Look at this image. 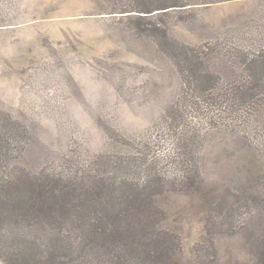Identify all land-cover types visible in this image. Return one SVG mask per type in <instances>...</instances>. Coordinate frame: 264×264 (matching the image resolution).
Returning a JSON list of instances; mask_svg holds the SVG:
<instances>
[{
  "label": "rangeland",
  "instance_id": "374dc122",
  "mask_svg": "<svg viewBox=\"0 0 264 264\" xmlns=\"http://www.w3.org/2000/svg\"><path fill=\"white\" fill-rule=\"evenodd\" d=\"M182 48L241 81L264 0H0V264H264V113L203 138L193 192L112 187L180 96Z\"/></svg>",
  "mask_w": 264,
  "mask_h": 264
},
{
  "label": "trees",
  "instance_id": "16d2710c",
  "mask_svg": "<svg viewBox=\"0 0 264 264\" xmlns=\"http://www.w3.org/2000/svg\"><path fill=\"white\" fill-rule=\"evenodd\" d=\"M242 59L246 77L217 86L215 77L201 67L202 60L196 52L181 49L176 63L183 80L182 92L156 125V132L129 141L128 152L133 161L123 160L126 173L119 179L109 178H113L111 181L115 190L121 184L139 192L158 188L160 191L189 193L198 188L200 171L197 153L203 138L215 130L243 132L250 116L264 113V48L244 53ZM165 138L169 139V147L161 150L167 141ZM11 145L0 135V161L11 158ZM156 148L159 149L157 152ZM134 157L140 160L138 165L141 170ZM163 163L169 164L173 171L167 173L160 170ZM108 165L111 163L108 162ZM141 171L146 174L143 179L140 178ZM110 230L111 236L116 239V228Z\"/></svg>",
  "mask_w": 264,
  "mask_h": 264
}]
</instances>
